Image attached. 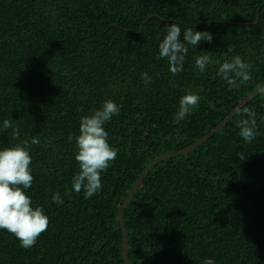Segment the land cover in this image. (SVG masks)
Returning a JSON list of instances; mask_svg holds the SVG:
<instances>
[{
	"label": "trees",
	"instance_id": "obj_1",
	"mask_svg": "<svg viewBox=\"0 0 264 264\" xmlns=\"http://www.w3.org/2000/svg\"><path fill=\"white\" fill-rule=\"evenodd\" d=\"M173 22L181 40L186 27L213 37L189 46L176 75L157 59ZM204 54L240 55L252 65L251 81L230 89L216 65L200 73L194 60ZM263 82L264 0H0V125L12 119L21 139L39 137L25 192L50 221L30 249L0 230V264H126L118 209L146 166L202 138ZM189 90L202 99L177 124ZM108 99L120 109L105 124L118 154L102 188L85 198L72 191L79 169L68 136ZM245 107L256 112L251 143L239 136L236 122L247 117L237 111L196 148L146 174L123 212L133 264H264V89ZM10 131L0 133V147L18 142ZM55 192L63 204L52 201Z\"/></svg>",
	"mask_w": 264,
	"mask_h": 264
},
{
	"label": "clouds",
	"instance_id": "obj_2",
	"mask_svg": "<svg viewBox=\"0 0 264 264\" xmlns=\"http://www.w3.org/2000/svg\"><path fill=\"white\" fill-rule=\"evenodd\" d=\"M178 23H171L158 44L157 59L166 60L168 70L176 75L183 70L189 46L196 48L201 41L212 42V34L207 31H196L186 27L182 33ZM232 51V49H228ZM209 65H216V75L227 83L230 89L238 88L241 84L251 81L252 65L240 55L224 58L222 61L213 59L209 54L195 57L194 68L204 73ZM145 86L153 82L147 72L140 74ZM159 73H157V78ZM202 97L192 91H186L179 98L178 110L174 120L179 124L191 114L200 104ZM210 108L215 105L208 102ZM120 111L118 105L108 99L90 115H85L79 122V134L69 135L68 140L74 141V159L78 163V172L72 177V191H83L85 198H90L102 188L101 174L106 172L116 159L118 149L111 146L105 124ZM238 114L246 116L237 120L239 136L246 143H251L259 135L257 130L256 112L250 108L238 110ZM10 131L13 141L10 146L0 147V230L13 235L25 249L32 248L38 238L47 231L49 217L43 207H33L31 197L25 190L32 186V157L30 149L41 143L39 137L30 139L20 138V128L12 119H4L0 125V133ZM240 160L244 155L239 156ZM52 201L61 205L64 203L59 192L51 197ZM203 264H215L212 258H206Z\"/></svg>",
	"mask_w": 264,
	"mask_h": 264
},
{
	"label": "water",
	"instance_id": "obj_3",
	"mask_svg": "<svg viewBox=\"0 0 264 264\" xmlns=\"http://www.w3.org/2000/svg\"><path fill=\"white\" fill-rule=\"evenodd\" d=\"M258 17V13L256 14ZM257 19V18H256ZM264 89V82L259 85L257 88H255L251 93H249L244 99H242L227 115L226 117L220 122L218 123L212 130H210L207 134H205L202 138L196 140L195 142H193L192 144L186 146L183 149L180 150H176V151H172V152H164L159 154L156 158H154L147 166L146 168L143 170V172L140 174V176L138 177V179L135 181V183L133 184L130 192L128 193V195L126 196V198L123 200V202L121 203L119 209H118V223H119V227H120V231H121V239H122V247H121V255H122V260L126 263V264H133L132 261L129 259L128 257V245H127V238H126V232H125V227L123 224V212L124 209L126 207V205L130 202V200L132 199L134 193L136 192V190L138 189L140 183L142 182V180L145 178L146 174L149 172V170L156 165L158 162L166 159V158H170V157H174L177 155H183V154H187L188 152H190L191 150H193L194 148H196L198 145H200L202 142H204L206 139H208L212 134H214L215 132H217L220 128H222L233 116L234 114L249 100H251L252 98H254L258 93H260L262 90Z\"/></svg>",
	"mask_w": 264,
	"mask_h": 264
}]
</instances>
